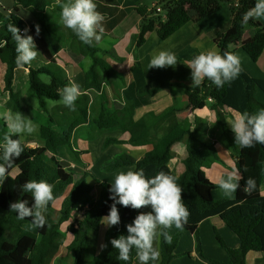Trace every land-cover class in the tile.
<instances>
[{"label":"trees","instance_id":"trees-1","mask_svg":"<svg viewBox=\"0 0 264 264\" xmlns=\"http://www.w3.org/2000/svg\"><path fill=\"white\" fill-rule=\"evenodd\" d=\"M14 10L11 12L0 7V103L6 104L7 109L24 114L21 103V90L28 86L31 96H36L39 106L48 111L50 101L57 104L51 108L48 123L40 126V139L44 145L37 148L27 146L19 137L24 151L19 159L15 160L9 174L0 184V264H53L59 250L65 242V234L60 226L68 221L74 211H83V220L77 227L68 228V233L74 239L67 247L70 252V263L60 261L58 264H136V250L133 249L128 261L118 259V251L112 247L110 240L120 235H127L126 225L132 223L140 212H148L150 208L133 210L117 205L121 222L117 226L108 227L104 233L101 245L107 244L106 249H101L98 243L99 235L105 225L101 218L110 211L113 203L109 199L111 183L101 180L96 175L86 172L78 179L68 172L59 159V150L67 148L70 154L77 156L73 151L72 139L81 127H90L95 131L108 132L114 126L113 117L116 116L120 126L125 120H132L134 106L127 104L122 110L114 114L109 108L107 92L103 88L105 82L115 99L120 98L116 90L119 81L126 84V76L114 70L111 64L98 54L103 52L94 42L91 45L82 43L78 37L61 21L62 0L54 6L55 0H13ZM97 10L104 15L102 22L103 33H110L125 18L126 12L119 11L116 0H95ZM255 4V0H161L156 8L148 9L143 5L136 8L142 17L140 33L136 48L142 47L149 33L156 32L160 41H165L190 22H201L213 16L223 8L228 7L231 21L225 31L215 33L214 42L218 52L234 50L229 47L238 42L247 25L255 28V35L246 44V49L254 59L260 58L264 49V31L255 19L242 23L243 14ZM21 9L32 10L37 19L32 25L20 16ZM56 9V10H55ZM59 17V21L57 20ZM16 25L21 31L28 28L34 37L37 50L42 56L37 57L29 65L18 67L15 63V41L8 31V25ZM39 25L40 34L36 35L35 26ZM68 40L73 53L92 59V65L86 75L93 80L100 94L92 99L88 94H80L75 102V111L60 103L59 90L70 83L66 71L57 63L55 55L60 50L63 41ZM106 54V52H104ZM48 78V82L42 79ZM264 93V80L250 76L241 68L239 76L217 87L208 79L202 80L197 87L170 81L161 82L153 92L166 88L183 89L190 105L194 109H203L212 100L211 107L217 112L216 125L220 126L225 136L228 147L235 152L234 142L229 137L228 128L221 116L223 108H230L239 113L245 111L255 113L264 108V104L254 97V89ZM182 111L181 108H170L156 121H163L175 117ZM91 113L97 116L91 118ZM60 116L64 121H59ZM174 120V119H173ZM169 120L164 135L154 143V149L145 154L142 159H135L127 154H121L111 163L105 165L103 170L114 173L122 168L135 167L143 169L145 175L153 177L160 171L174 176L176 182L182 187V198L190 216L184 225L185 232L196 233L198 236L199 250L201 241L198 235L199 225L214 216H219L232 232L240 239L238 249L229 248L223 238L216 232L218 243L229 255V264H247L246 256L249 252L264 253V196L261 193L264 166V144L256 143L252 147H242L238 153L236 169L240 174L239 188L235 199L216 200L213 192L218 185L212 183L206 176L204 169L209 168L219 160L218 152L210 140L200 136L196 128L191 125ZM7 131L4 122L0 121V140ZM100 133V134H102ZM187 140V158L184 160V172L177 176L169 167L172 159V148L175 144ZM140 140L134 141L139 144ZM112 144H121L120 140L108 139L104 149ZM17 170V174L14 171ZM253 178L256 182L254 190L246 192L245 181ZM29 180H45L53 185L55 199L48 205L44 215L46 224L43 228L35 227L31 218L23 220L17 218L15 212H10L9 204L16 200L27 199L29 206L32 203L31 193L22 190V185ZM101 188L99 198L95 199V187ZM63 198L61 210L54 216L53 204ZM34 226L31 231L25 226ZM169 231V230H168ZM169 234L171 243H166L160 236V263L172 264L176 257L181 232ZM216 264H222L214 262ZM149 264H153L152 261Z\"/></svg>","mask_w":264,"mask_h":264},{"label":"crops","instance_id":"crops-1","mask_svg":"<svg viewBox=\"0 0 264 264\" xmlns=\"http://www.w3.org/2000/svg\"><path fill=\"white\" fill-rule=\"evenodd\" d=\"M61 1L62 0H59V2ZM116 1L118 3L116 8H118L119 11H125L127 14L126 18L110 33H98L101 36V39L99 41L93 40V42L95 45H103L99 48L102 49L103 53L106 52V54L104 53V59L111 64L115 71L120 74L122 73L127 79L126 85L120 89L121 96L118 99H115L112 96L108 85L105 82H102L103 88H105L107 92L109 108L114 111V114L117 110L124 109L127 104H132L134 106V116L132 120H125L123 126H120L118 119L114 116L113 123H115L113 124L114 126L112 129L109 132L102 133L94 139H90L83 135L77 137L79 132V130H77L72 139L73 151L78 154L76 156L77 162L73 160L68 163L66 162L70 165L66 166L63 164V158L59 155V159L64 168L70 173H72V171L68 168H73L76 174H74V171L72 174L79 175V177L83 173L89 172L100 178L97 168V165H99V163L101 164L100 159H107L112 162L121 154H127L138 160L142 159L146 153L154 149V143L164 135L169 120L174 119L173 122L177 121V123L191 125L192 129L196 128L200 136L210 140L216 148L219 160L212 164L211 167L204 169L207 178L212 183L219 185L221 178H224L228 173L233 172L236 173L240 179V174L236 169V161L238 153L241 151L242 147L235 144L234 133L230 127L231 121L239 112L230 108H223L221 110V116L228 128L229 137L236 147V151L233 152L226 144L222 129L220 126L216 125L218 115L211 107L212 100H209L208 105L205 108L196 110L190 105L188 97L183 89L166 88L153 93L159 87L161 82L164 81L184 84L187 86L192 85L191 70L188 68L186 62L195 56L192 54L196 51H199V53L207 52L209 50L218 51L214 42V36L216 32L225 31L228 28L231 21L229 8H223L213 16L197 23L196 25H185L163 43L159 42L160 39L158 38V35L155 36L156 34L154 35L153 32L149 33L146 37V42L151 39L155 49L146 51L142 55H139V57H135L134 52L142 24V17L138 14L136 8L138 5H143L148 7V9H152L157 5L156 3H159L161 0H158L151 6L142 3L143 0ZM0 7L12 12L14 10V1L0 0ZM24 11L29 13L28 17L24 15ZM19 14L28 25H32L37 19L36 13L32 10L21 9ZM255 21L264 31V17L255 19ZM104 23L108 24L111 22L109 20H104ZM199 31L201 33H199ZM255 32V28L247 25L243 30L240 40L234 43L231 46V49L239 56L242 69H244L250 76L264 80V49L262 55L258 59H254L246 49L247 42L252 39ZM109 36L111 41H107L106 39ZM161 50H168L175 53L177 57V65L175 67L149 69L151 58ZM55 59L66 71L70 82H75L80 86V93L90 95L93 104L94 99L100 94V91L96 89L93 80L86 75V72L92 65V60L91 63H88L87 60L89 58L73 53L70 49V43L68 40L63 41L60 50L55 55ZM21 97V103L24 105V97L22 95ZM254 97L264 104V93L257 87L254 89ZM3 105L5 109H7L6 104ZM174 107L181 108L182 111L177 113L174 118L170 117V119L167 118L163 121H156L157 117H160L168 109ZM93 116L95 117L97 114L91 113V118H93ZM108 139L120 140L121 144H112L104 149V144ZM136 140H140L139 144H134V141ZM187 140L188 137H185L183 141L175 144L172 148V159L169 163V167L177 176H180L185 170L183 162L188 156L186 149ZM24 143L27 146L29 145L26 142ZM35 144L37 147L44 145L41 139L35 142ZM66 151H68L67 148ZM92 151L95 152L93 160L95 161L96 166L90 162ZM67 154L70 156L69 152ZM102 167H104V165H102L101 168ZM129 169L135 170L136 168L126 167L120 170L127 171ZM14 173L17 174V170L14 171ZM116 173L117 171L113 174ZM101 178L103 179L102 176ZM97 186L99 185L94 184L96 200L99 198L101 192L100 188L99 194L97 193ZM261 193L264 196V166ZM236 195L237 191L233 192L231 195H226L220 188H217L213 192V197L216 200L235 199ZM62 203L63 198L57 200L53 204L55 217L61 210ZM83 213L84 212L81 210L74 211L72 217L60 226L66 239L69 238L70 240L71 238V240L68 243L64 242L54 259L53 264H58L60 261L69 262L67 260L70 259L71 254L67 250V247L71 244L74 237L70 233L66 234L63 227L66 226L67 232L68 228L71 226L76 228L78 222L84 219ZM25 227L27 228V226ZM108 227L109 226H106L104 233ZM169 232L171 234L181 232V237L175 251L176 257L172 261V264H216L214 262L229 264V255L218 243L216 232L219 233L229 248L238 249L240 247V239L238 236L228 228L219 216L211 217L199 225L198 235L201 241L200 250L196 233L181 231L174 226L169 229ZM104 233L102 235V241ZM158 238L159 242H156L155 247L158 248L160 253V236ZM158 238L156 241H158ZM64 249L66 251L65 254H63ZM160 260L161 257L159 255V259L153 262V264H159ZM135 263L139 264L137 257L135 258ZM246 263L264 264V253L249 252L246 256Z\"/></svg>","mask_w":264,"mask_h":264},{"label":"clouds","instance_id":"clouds-1","mask_svg":"<svg viewBox=\"0 0 264 264\" xmlns=\"http://www.w3.org/2000/svg\"><path fill=\"white\" fill-rule=\"evenodd\" d=\"M60 16L63 25L82 43L91 45L93 40L101 39L98 33L104 31L102 24L104 15L97 10L95 0H65L61 4ZM262 17H264V0H255L254 6L243 14L242 23L246 24L250 19ZM35 29L36 35L39 36V25H36ZM8 31L15 41V63L18 67L29 65L37 57L42 56L37 50L34 37L28 34V28L21 33L16 25L9 24ZM186 64L191 70V87L199 86L205 78L217 87H223L225 83L235 80L241 72V60L231 51H225L223 54L214 50L200 52ZM176 65L175 53L161 50L151 58L149 69ZM80 94V86L70 82L59 90L60 103L75 111V102ZM0 120L7 128L0 140V184H2L9 174V169L24 151L21 140L13 137L30 135L37 130V126L32 119L10 109L0 111ZM230 127L234 133L235 144L241 147H252L256 143L264 144V108L255 113L247 111L237 113ZM238 179L236 173H228L226 177L220 179L218 186L226 195H231L239 188ZM21 187L24 192L31 193V206L27 199L16 200L10 202V212H15L17 218L21 220L31 218L35 227L43 228L46 224L44 212L55 199L53 185L45 180H29ZM255 187V180L249 177L245 181L244 190L249 192ZM109 192L111 193L109 199L113 203L110 205L109 213L101 218L109 227L117 226L121 222L117 205L130 207L133 210L151 209L148 212H140L132 223L125 226L127 235H120L110 240L112 247L119 253V260L128 261L132 250L135 249L139 264L157 261L160 255L155 247L157 238L163 236L164 241L170 244L172 237L168 230L173 226L183 230L188 222L190 212L182 198L183 189L176 182V178L165 171L148 177L143 169L118 170ZM107 246V244L101 245V249H106Z\"/></svg>","mask_w":264,"mask_h":264},{"label":"rangeland","instance_id":"rangeland-1","mask_svg":"<svg viewBox=\"0 0 264 264\" xmlns=\"http://www.w3.org/2000/svg\"><path fill=\"white\" fill-rule=\"evenodd\" d=\"M158 0H143L142 1V3H144L145 5H147V6H151V5H153V3H156ZM59 3V0H55V4H54V6L55 5H57ZM156 4H158V3H156ZM56 7V6H55ZM56 10V9H55ZM24 15L26 16V17H28V15H29V13L27 12V11H24ZM56 18H57V20L59 21L60 19H59V17H57L56 16ZM189 24H197V22H190ZM154 33V35L155 36H157V33L154 31L153 32ZM199 33H201L200 31H199ZM29 34V33H28ZM107 39V41H111V38H110V36L108 37V38H106ZM160 43H163V42H165V41H159ZM146 44H144L142 47H140V48H135V52H134V56L135 57H139V55H142L143 53H145L146 51H151V50H153V49H155V47L153 46V42H152V40L151 39H149L147 42H145ZM96 46H98V47H100V46H103L102 44H96ZM196 54H199V51H196V52H194V54H192V55H196ZM98 56L99 57H102V58H104V53L103 52H100L99 54H98ZM91 60L92 59H88L87 60V62L88 63H91ZM86 63V62H85ZM122 74V73H121ZM123 75V74H122ZM125 76V75H124ZM42 79L44 80V81H46V82H48V78H46V77H44V76H42ZM127 82V79L125 80V83ZM116 90H117V92H118V96H120L121 94H120V89L121 88H123L125 85L124 84H122L121 82H117L116 84ZM1 80H0V88H1ZM21 95L24 97V99H23V101H24V105H22V106H24L23 108H24V116H26V117H28V118H30V119H32V121H33V123L37 126V130L34 132V133H32V134H24V135H21L22 136V139H23V141L24 142H26L27 144H29L28 146H31V148H37V145L35 144V142H37L39 139H40V134H39V127H40V125H42V124H47L48 123V119H49V115H51V108L53 107H55L57 104H59V103H55V102H52V101H50L49 103H48V111H44V110H42L41 108H40V106H39V100H38V98L36 97V96H31V94H30V92L28 91V86H24V88L21 90ZM109 101V100H108ZM26 104V105H25ZM3 110H5V107H4V105H3V103H0V111H3ZM57 119L61 122V121H64L63 119H61V117L60 116H58L57 117ZM1 121V120H0ZM79 130V132H78V135H77V137H79V136H81V135H83V136H85V137H88V138H90V139H94V138H97L99 135H101L100 133H102V132H97V131H95L94 129H92V128H90V127H87V126H85V127H81V128H79L78 129ZM109 132V131H108ZM103 133H105V132H103ZM69 151H66V148H62V149H60V151H59V155L61 156V158H63L62 159V161H63V164H65L66 166H70L69 164H67L68 162H71L72 160L73 161H75V162H77L76 160H77V158H76V156H72L71 154H70V152H69V154H70V156L67 154ZM95 155V152H93L92 151V155H91V157H90V162L94 165V166H96L95 165V161L93 160V156ZM119 157V156H118ZM95 158V157H94ZM101 161V164L99 163V165H97V168H98V172H99V174H100V178H101V176L103 177V181H105V182H109V183H112L113 182V180H114V175L115 174H113V173H110V172H106V171H104L103 170V167L101 168V166L102 165H107V164H109V163H111L110 162V160L108 161L107 159H105V160H103V159H100ZM104 161V162H103ZM67 162V163H66ZM103 162V163H102ZM98 164V163H97ZM70 171H72V173H73V171H74V174H76V172H75V170L73 169V168H68ZM102 174V175H101ZM113 174V175H112ZM75 176V179H77L78 177H79V175H74ZM97 176V175H96ZM99 191H100V187L99 186H97V193L99 194ZM66 225H68V224H66ZM106 222H105V225H104V227L102 228V231H101V234L99 235V238H98V243H100V245L102 244V235H103V233H104V229L106 228ZM28 227H29V230H31V231H34L33 230V227L34 226H27V229H28ZM63 229H64V231H65V233L67 234L68 232H67V229H66V226H64L63 227ZM70 240H71V238H70ZM69 238L68 239H66V237H65V243H68L69 241ZM156 242H159V238H158V241H156ZM156 244V243H155ZM158 249V248H157ZM66 253V251H65V249L63 250V254H65ZM67 256V255H66ZM68 259H69V257H68ZM71 259H69V260H67V261H70ZM70 263V262H69ZM138 263H139V261H138Z\"/></svg>","mask_w":264,"mask_h":264},{"label":"built area","instance_id":"built-area-1","mask_svg":"<svg viewBox=\"0 0 264 264\" xmlns=\"http://www.w3.org/2000/svg\"><path fill=\"white\" fill-rule=\"evenodd\" d=\"M153 8H156L157 12H161V8L158 5H155ZM23 33V31H21ZM29 35H32L30 30H29Z\"/></svg>","mask_w":264,"mask_h":264}]
</instances>
